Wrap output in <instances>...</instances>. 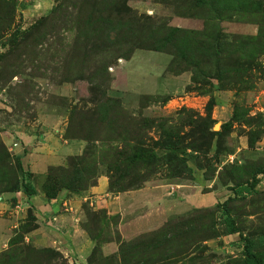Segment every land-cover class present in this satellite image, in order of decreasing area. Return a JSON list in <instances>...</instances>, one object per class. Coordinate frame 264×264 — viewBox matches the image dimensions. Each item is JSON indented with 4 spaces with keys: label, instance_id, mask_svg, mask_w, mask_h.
Returning <instances> with one entry per match:
<instances>
[{
    "label": "rangeland",
    "instance_id": "374dc122",
    "mask_svg": "<svg viewBox=\"0 0 264 264\" xmlns=\"http://www.w3.org/2000/svg\"><path fill=\"white\" fill-rule=\"evenodd\" d=\"M182 54L212 64L185 68ZM206 117L208 143L176 149L189 176L159 166L137 186L109 188L127 138L151 144L162 128L186 144ZM51 132L77 152L53 158ZM22 155L54 163L32 177ZM78 168L89 172L70 192L97 246L84 264H240L243 237L260 238L264 256V0H0V217L8 206L20 214L15 194L31 183ZM60 210L74 211L64 200ZM23 211L0 264H75L26 235L35 217ZM225 215L236 232L222 233Z\"/></svg>",
    "mask_w": 264,
    "mask_h": 264
},
{
    "label": "trees",
    "instance_id": "16d2710c",
    "mask_svg": "<svg viewBox=\"0 0 264 264\" xmlns=\"http://www.w3.org/2000/svg\"><path fill=\"white\" fill-rule=\"evenodd\" d=\"M219 1L227 4V2H229L230 0ZM176 30L178 29L175 28L170 30L169 36H173ZM222 43L224 46L229 47L228 43ZM219 45L220 43L217 44L218 48ZM236 46L237 44H235L234 48ZM243 46L245 47L246 45ZM193 49L195 50L196 47H194ZM213 56L217 61L216 55L213 54ZM181 57L184 58L183 63L185 68L194 66L198 68L199 72L203 71V67L205 65L207 66L212 64L210 61L202 59L194 60L195 62L193 63L188 58H186V56L184 57V54H182ZM201 120L202 121H200L199 125H197V129L187 136L192 137V140L190 142H186V144L183 143L186 136L180 134L179 132L170 129L163 130L162 128L160 129L162 135H160L157 140H153L151 144L146 143L144 140H142V137L139 136L127 138L126 146L128 147V150L117 152L116 158L119 164L116 167L108 166L107 168L109 188L111 190L116 189L119 191L125 190L129 186H137L139 185V183L146 180L147 177H149L152 173L157 172V168L159 166H164L167 173L172 177L189 176L191 172L190 168L189 166H187L186 161L182 157L181 153L176 151V149H181L182 153L185 151V149L199 152L202 146H204L205 143H208V140H206V136H208L209 130V125L207 122L209 120V117L202 118ZM195 134L199 136H195ZM156 149H160L162 152L157 153ZM88 172L89 169L87 170L86 168H84L82 170L78 168V170L72 171V176L65 181L54 176L48 177L46 174L47 177L45 176V180L41 183V190L44 197L46 199H51L54 198L57 192L61 189H70L69 191H72L73 189L79 188L81 183L83 182V177L86 176V173ZM254 184L255 183H251L248 186H246V184H239L231 190L233 194L237 196L239 192H250L251 190H253ZM14 189L17 190V187L15 186ZM22 191L26 195L34 194V189L31 187L24 188L22 189ZM229 200H233V197L226 198V202ZM222 211L224 212V210ZM30 219L34 221L33 217H30ZM222 224L223 234H231L236 232L233 220L228 215H225L222 218ZM168 225L169 224H166V226ZM164 228L165 226L162 227L161 230H163ZM87 234L90 239L94 240L91 234ZM242 239L244 256L243 258H241L240 264H264V256L259 255L257 254V252H255V250L261 245V239L254 237H243ZM94 248L97 249L96 244H94L92 250Z\"/></svg>",
    "mask_w": 264,
    "mask_h": 264
},
{
    "label": "crops",
    "instance_id": "0c3cea01",
    "mask_svg": "<svg viewBox=\"0 0 264 264\" xmlns=\"http://www.w3.org/2000/svg\"><path fill=\"white\" fill-rule=\"evenodd\" d=\"M56 122L59 123L58 121ZM59 129L62 130V126ZM39 135L40 133L38 132L34 136L39 138ZM50 135V138L54 139L58 145L56 156H53V158L58 159L63 155L75 154L80 147L79 142L62 139L61 134L55 135L51 132ZM50 138L48 140H50ZM45 143L48 145V141ZM42 148L46 147L43 145ZM27 153L28 152H26V154ZM28 156L29 155H22L21 157V159L23 158L21 163L23 169L31 174L36 173L35 175L40 177L42 175V177H44L46 167L54 163L48 160L47 156L43 158H28ZM32 177H34L33 174ZM41 183L38 184V186H40ZM31 185L35 190L34 194L26 195L24 193L20 194V192L15 194V199H18L20 203V214H18L17 210H13L12 207L10 208L8 206L9 212L6 213L5 217H0V250L8 239L10 230L18 223L15 217L18 215L19 218L23 219V208H30L35 217L34 229L27 232L26 235L35 243L57 249L64 255L63 257L69 258L72 263L84 264L94 242L87 236V233L80 225V222L83 221V214L79 212L80 198L78 195L61 189L54 198L47 200L41 194L40 187H35L32 183ZM96 187L97 186L90 188L89 192H94ZM63 200L64 203L68 202L69 205L73 207L74 211L63 212L60 210V204ZM3 204L7 207L5 201ZM15 207L17 208L18 206L15 205ZM11 210L13 212L15 211V214H13ZM51 218H53V220ZM115 248L116 246L112 242L103 243L100 246V249L104 253H112Z\"/></svg>",
    "mask_w": 264,
    "mask_h": 264
}]
</instances>
